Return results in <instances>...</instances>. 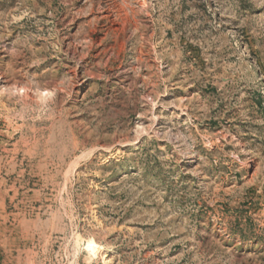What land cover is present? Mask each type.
I'll return each instance as SVG.
<instances>
[{
    "label": "rangeland",
    "instance_id": "1",
    "mask_svg": "<svg viewBox=\"0 0 264 264\" xmlns=\"http://www.w3.org/2000/svg\"><path fill=\"white\" fill-rule=\"evenodd\" d=\"M0 264H264V0H0Z\"/></svg>",
    "mask_w": 264,
    "mask_h": 264
}]
</instances>
